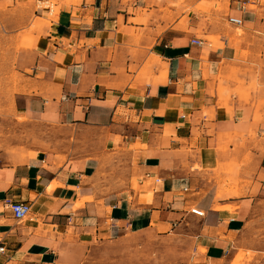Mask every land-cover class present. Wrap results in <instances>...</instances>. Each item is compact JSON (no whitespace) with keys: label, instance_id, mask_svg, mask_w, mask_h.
<instances>
[{"label":"crops","instance_id":"0c3cea01","mask_svg":"<svg viewBox=\"0 0 264 264\" xmlns=\"http://www.w3.org/2000/svg\"><path fill=\"white\" fill-rule=\"evenodd\" d=\"M201 1L0 0L32 39L12 107L59 132L0 161V264H91L100 244L184 223L190 264L233 262L264 215V4Z\"/></svg>","mask_w":264,"mask_h":264},{"label":"rangeland","instance_id":"374dc122","mask_svg":"<svg viewBox=\"0 0 264 264\" xmlns=\"http://www.w3.org/2000/svg\"><path fill=\"white\" fill-rule=\"evenodd\" d=\"M209 7L223 8L220 1L202 0L197 5L201 10ZM247 7L254 8L253 4ZM20 17L21 14L0 6V97L3 102L0 112V161L7 162L26 159L36 148L49 146L59 135L57 130H50L25 114L17 115L12 107L15 105L13 95L20 82L16 71L17 58L24 48L31 47L32 40L26 28L15 29L20 26ZM241 32L238 29V33ZM260 211L264 212V207H260ZM259 218L258 222L246 229L236 245L231 264H264V215ZM188 227L184 223L168 232L154 233L148 230L100 244L90 254V263L190 264L193 242Z\"/></svg>","mask_w":264,"mask_h":264},{"label":"built area","instance_id":"2783aa9c","mask_svg":"<svg viewBox=\"0 0 264 264\" xmlns=\"http://www.w3.org/2000/svg\"><path fill=\"white\" fill-rule=\"evenodd\" d=\"M242 9H246L245 6H242ZM229 22L235 26H241L243 24V19L242 18H238V17H229ZM192 43L195 45H202V42L198 39H193ZM2 98L0 97V112L2 110ZM5 206L11 210L14 218L16 220H25L30 218L31 215V204L29 202H25V201H16V200H12V199H6L5 201ZM191 212L197 216H204L205 213L203 210H200L198 208H192ZM4 251V247H0V252Z\"/></svg>","mask_w":264,"mask_h":264},{"label":"bare ground","instance_id":"6f19581e","mask_svg":"<svg viewBox=\"0 0 264 264\" xmlns=\"http://www.w3.org/2000/svg\"><path fill=\"white\" fill-rule=\"evenodd\" d=\"M219 208V207H218Z\"/></svg>","mask_w":264,"mask_h":264}]
</instances>
